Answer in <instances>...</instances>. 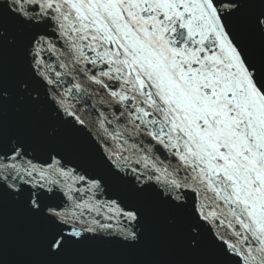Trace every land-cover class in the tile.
<instances>
[{
	"label": "snow or ice",
	"instance_id": "6c2138e0",
	"mask_svg": "<svg viewBox=\"0 0 264 264\" xmlns=\"http://www.w3.org/2000/svg\"><path fill=\"white\" fill-rule=\"evenodd\" d=\"M240 4L0 0V24L7 10L31 30L24 51L31 79L19 82L21 98L38 104L36 86L42 87L55 117L83 129L85 119L69 98L73 91H86L84 86L77 82L62 90L70 71L83 74L98 86L94 91L104 92L98 103L110 115L96 114V139L116 178L139 192L154 190L182 213L189 246L198 248L207 240L239 264H264V64L248 59L228 29L226 19ZM253 24L264 32V15ZM2 39L0 27V44ZM44 52L58 53L56 64L63 72L45 60ZM7 95L0 75V198L8 193L25 198L33 214L54 226L46 239L53 253L69 240L78 242L98 231L138 242L136 209L116 199L78 203L73 198L76 189L69 179L87 184L80 191L93 194L102 189L99 179L66 170L58 153L38 166L22 144L7 140ZM46 131L49 138L58 132L55 127ZM169 156L178 162L175 168L171 160L164 163ZM62 183L68 188V207L45 205L52 186ZM85 208L101 219L85 217Z\"/></svg>",
	"mask_w": 264,
	"mask_h": 264
},
{
	"label": "water",
	"instance_id": "95a60500",
	"mask_svg": "<svg viewBox=\"0 0 264 264\" xmlns=\"http://www.w3.org/2000/svg\"><path fill=\"white\" fill-rule=\"evenodd\" d=\"M239 9L228 16L226 23L245 56L257 66L264 64V32L257 29L253 21L264 15V0H240ZM2 44H0V75L5 92L3 103V127L8 141H17L27 150L28 156L41 166L50 153L62 157V165L76 176L99 179L100 191H80L88 187L85 183H68L76 189L71 194L78 203L96 201L106 203L116 199L122 207L136 209L140 215L138 242H126L115 233L100 232L86 235L80 241L69 240L64 248L53 253L46 239L53 225L43 216L33 214L25 203V198H16L8 193L0 198V264H239L237 257L219 254L205 240L200 247L188 244L187 218L160 199L152 189L137 191L127 180L117 179L111 166L104 158L106 150L96 139V114L105 109L98 103L104 95L98 86L89 84L83 74L71 72L63 78V91L82 83L84 92L73 91L69 103L79 110L86 127L80 129L68 118H56L42 87L36 86L40 102L33 104L21 98L18 84L31 79L30 65L25 61V45L30 29L21 24L15 16L4 13L2 24ZM58 49L60 48L58 44ZM45 60L63 72L56 64L58 53H42ZM61 62L68 63L61 58ZM71 70V65L69 66ZM91 67V65H89ZM100 69H93L98 72ZM75 77V78H74ZM107 82V81H106ZM110 83V82H109ZM105 114L110 115L105 111ZM124 126V122L120 123ZM55 127V138L47 136V128ZM114 127V126H113ZM115 146V141H108ZM163 158V157H162ZM175 168L177 161L169 156ZM68 188L65 184L52 186V192L44 197L47 206L68 207ZM79 211V210H78ZM106 209H101L103 214ZM84 216H97L89 209H83ZM106 222V221H102Z\"/></svg>",
	"mask_w": 264,
	"mask_h": 264
}]
</instances>
